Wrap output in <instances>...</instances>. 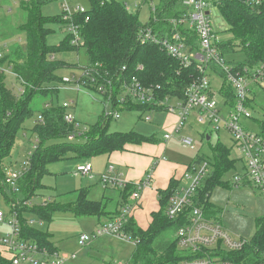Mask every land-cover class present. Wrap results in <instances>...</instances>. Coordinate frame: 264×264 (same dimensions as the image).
<instances>
[{"label":"trees","instance_id":"trees-1","mask_svg":"<svg viewBox=\"0 0 264 264\" xmlns=\"http://www.w3.org/2000/svg\"><path fill=\"white\" fill-rule=\"evenodd\" d=\"M180 1L158 0L153 10L149 8V19L143 24L139 22L137 14L130 12L125 4L117 0H105L103 3L99 0H88L89 8L86 14L89 20L84 22L78 19L79 33L89 63L97 64L100 80H115L121 68L125 67L124 76H135L145 85L157 84L162 95L183 98L186 87L195 75L194 68H180L157 46L140 45L137 41L138 29L145 25L151 27L159 35L171 32L170 20L182 13L179 7ZM48 2L49 0L21 2L26 14V20L21 25V30L25 33V46L13 44L0 60V67L8 65L11 72L16 75L22 89L19 96H14L6 88L3 72L0 71L1 178H4L3 169L1 171L4 159L12 149L18 132L24 128L26 120L33 115L34 98L41 96L49 98L51 102L48 108L41 107L38 112L42 123L34 124L32 133L38 141V146L29 158V174L24 179L23 187L20 188L26 198L33 195L40 185V179L46 173L47 165L65 159L68 154H73L80 159H88L96 155L123 151L124 147L129 144L152 141L151 138L143 137L133 131L109 132L110 120L104 117L95 125L87 128L80 142L65 141L69 131L68 125L63 121L65 110L61 105L54 106L51 96L58 91L54 85L61 81L57 72L65 66V63L57 57L70 51H78V49L69 45L68 37L63 38L57 46H50L46 43V37L51 32L48 25L62 23L60 16H43L41 8ZM215 8L227 25V31L230 34L228 40H219L217 43L220 55L225 58L230 54L241 53L244 60L232 64L234 69H254L258 64L264 63V13L253 8L246 0H222ZM182 33L186 37L185 41L192 48H196V35L191 31L182 30ZM213 71L222 76L220 70L215 68ZM262 84L264 90V78ZM220 94L227 104H232L233 92L225 81L221 84ZM251 103L252 100L247 103L249 108ZM114 107L120 111L136 110L142 113L155 109L149 105L132 103H126L123 107L115 104ZM258 130L257 133L264 138V125L259 126ZM202 159L209 162L211 172L198 189L194 205L201 208L207 218H211L212 215L207 214L206 196L213 187L225 185L220 179L234 167V161L229 158V151L222 145L216 147L213 158L196 157L195 161ZM132 190V186H126L120 192L123 205L128 203L127 197ZM175 190H177L176 187L171 183L169 188L159 192V210L151 214V223L146 230L137 227L130 218L124 224L123 231L137 240L134 251L126 264H180L184 258L196 256H183L177 249L175 239L178 227L187 223L188 210L174 220L168 219L165 213L169 198ZM109 206L104 201H88L86 190H80L71 210L78 215L110 217L115 214L116 216L118 213L110 210ZM56 209L49 207L38 214L44 219H49L51 212ZM16 211L20 222L21 237L34 241L48 250H54L47 234L25 225L23 212H28L26 208L21 206ZM263 251L264 217H260L255 220V233L249 243L242 250L222 253L221 257L235 264L241 262L255 264ZM0 264L10 263L0 254Z\"/></svg>","mask_w":264,"mask_h":264},{"label":"built area","instance_id":"built-area-1","mask_svg":"<svg viewBox=\"0 0 264 264\" xmlns=\"http://www.w3.org/2000/svg\"><path fill=\"white\" fill-rule=\"evenodd\" d=\"M20 1L28 2V0ZM99 1L103 3L105 0ZM221 1L186 0L183 3L184 8H181L182 13L169 22L172 31L165 32L163 35H159L146 25L138 29L137 41L140 45L157 46L180 68H194L195 75L186 87L183 98L162 95L157 84L145 85L135 76H124L125 67L121 68L119 76L115 80L102 81L99 77L97 64H89L88 67L83 68L78 79L73 75L69 78H62V86L58 90H62L63 86L75 84L78 91L85 87L91 93L98 94L110 106V111L103 115L107 119H119L120 110L114 105L123 107L126 103L149 105L168 113H176L177 122L172 130L174 133L181 130L187 117L194 112H197V120L200 123L208 121L213 125V130L216 132L220 129L218 123L222 122L224 129L230 133L236 148L243 155V173L235 174L229 182L230 186L238 188L241 184L251 185L259 191L264 202V138L258 133L248 130L240 122L242 118L245 120L251 118L247 103L251 100L252 85L258 82L263 85L264 63L258 64L254 69H234L220 55L217 47L219 38L211 27L209 11ZM246 1L256 10L264 13V0ZM61 6L60 20L67 33L69 45L76 49L83 48L78 19L87 22L89 20L86 14L88 9L80 5H70L67 0H61ZM154 6L153 3H150L149 8L153 10ZM182 30L191 31L196 35V48H192L185 41L186 37ZM8 49L6 44L0 43V60ZM138 68L141 69V67ZM215 68L221 71L223 81L230 86L233 92V102L231 105L228 104V112L225 116L219 114V100L209 91V73L214 72L213 69ZM9 70L11 72V68ZM0 71H4L3 67H0ZM60 105L65 110L63 121L69 127L65 141L80 142L87 128L81 126L72 115L66 113L73 107L74 103L65 101ZM49 106V104H45L44 107L48 108ZM155 109L150 112L155 111ZM145 120L150 121V117H145ZM37 122L42 123L40 116ZM77 139L81 140L77 141ZM164 139H170V132L164 136ZM181 143L184 147L193 149L190 139L183 138ZM37 146L38 141L34 137L30 143L28 159L20 170L16 171L9 167L3 168V184L6 188L13 192L16 191L19 180L29 166V158ZM186 169L184 174L186 185L172 193L165 212L168 219L174 220L188 210L187 223L178 227L175 232V239L177 249L183 256H196L184 258L180 264H235L232 261L224 260L221 254L238 252L249 242L242 238H233L222 227L219 217L207 218L202 209L194 205L198 189L210 175L209 162L206 159L195 161ZM111 172L112 168L109 167L108 173L100 176L101 184L104 187H125V182L117 176L110 175ZM74 174L88 176L91 174V166L89 164L79 165ZM150 182L151 174L147 173L144 180L138 183L130 194V202L123 205L114 218L96 227L91 237L95 239L102 236H114L136 246L137 240L125 233L123 227L132 213V204L139 199L140 190L149 186ZM11 207L12 211L8 219H4L0 212V224L4 223L9 227V232L0 239V248L8 256L6 259L0 252L2 258L10 264H62L68 259V256L60 255L55 250H48L34 241L23 239L16 206L12 204ZM32 224V220L25 221L26 226ZM90 239L89 236L81 234L78 243L80 246H84ZM240 264L245 263L241 262ZM255 264H264V251L261 252L260 258Z\"/></svg>","mask_w":264,"mask_h":264},{"label":"rangeland","instance_id":"rangeland-1","mask_svg":"<svg viewBox=\"0 0 264 264\" xmlns=\"http://www.w3.org/2000/svg\"><path fill=\"white\" fill-rule=\"evenodd\" d=\"M125 4L130 12L138 15L140 23H145L149 18V5H157L158 0H117ZM186 0L180 1V8H184L183 3ZM70 5H80L85 9L89 8L88 0H67ZM20 0H0V43L6 44L8 47L13 44L25 46V33L21 30V25L26 20V14L22 8ZM61 0H49L48 3L43 5L41 12L45 17H55L61 14ZM211 27L218 35L219 40H228L230 34L227 31L228 27L223 22L219 12L215 7L210 9ZM48 29L51 32L46 37V43L50 46H57L63 38L67 37L62 23L50 24ZM57 58L65 63L57 75L60 79L69 78L72 75L77 79L81 76L83 68L89 66L88 56L83 48L78 51H70L65 54L59 55ZM225 61L228 65L242 62L244 56L241 53H234L225 56ZM4 83L6 88L14 96H19L20 83L16 75L10 72L8 65L3 66ZM223 78L221 75L209 73V91L214 95L219 94ZM55 88L62 86L61 81H58ZM75 84L63 86L62 90L56 91L51 96L52 104L54 106L60 105L65 101H72L73 107L67 110V114L72 115L74 120L81 126L88 128L95 125L110 111V106L98 94L90 92L87 88L82 87L78 91ZM49 97V96H48ZM250 98L252 100L249 113L251 118L248 120L241 119V124L248 125L251 131L258 132L259 126L264 125V90L260 82L254 83L251 87ZM220 102L219 114L225 113V106L222 101ZM45 104H51L49 98L36 96L32 103L33 115L29 120L24 123V128L20 130L14 140L12 149L8 156L4 159L1 166L3 168L9 167L14 170H20L28 159L30 150V143L35 135L32 133L34 124L40 116L38 114L41 107ZM151 116V113H142L136 110L119 112V119H109L108 131L116 133H128L134 127L141 130L156 133L158 138L164 133L159 129L158 123L151 116L150 121H146L145 117ZM190 114L181 130L173 135V139L169 144L170 153L165 158L173 156L181 158L185 162H193L196 157L213 158L214 150L218 145H222L229 151V158L234 161V169L232 168L224 177L223 180H230L235 174H242L240 159H243L242 153L236 148L234 141L228 131L223 127V123L219 122V130H213V125L205 121L199 123L193 119ZM35 124V125H36ZM244 126V127H245ZM134 131V130H133ZM149 133V132H148ZM186 138L191 140L193 149L184 147L181 139ZM62 140V139H61ZM81 139H77L80 141ZM100 155L90 157L88 159H80L73 154H68L65 159L57 162L50 163L46 167V173L40 179V185L36 188L33 195L26 198L24 192L20 189L23 187L24 179L27 178L29 166L22 175L18 182V188L15 192L3 186V178L0 177V212L4 219L10 218L12 211L11 205L14 204L17 208L25 207L28 212H23L24 221L32 220L31 227L40 233L47 234L54 243V250L60 255H67L68 259L62 264H102L99 261L100 255H97L96 244L101 240V237L93 239L91 237L96 227L97 218L90 215L75 214L71 207L75 204L80 190H85L89 187L90 178L74 174L75 169L79 165L89 164L91 166V158H97ZM81 163V164H79ZM79 164V165H77ZM96 181V179H95ZM99 183L92 185L97 186L91 192V197L98 199L97 191L100 190ZM232 189H234L232 187ZM237 192L232 193L230 200L226 199L225 193H229L226 188H215L211 196V201L223 210L226 215V220H232L230 224L233 229V234L228 230L229 235L233 238H245L248 242L253 238L255 233V220L264 216V202L260 196L259 191L251 185H240L235 188ZM217 190H222L223 195L218 196ZM218 191V192H219ZM216 192V193H215ZM96 194V196L94 195ZM99 195V191H98ZM89 199V198H88ZM227 202V203H225ZM115 205L114 202L110 203V208ZM57 208L52 211L49 219H44L38 213H41L47 208ZM65 208V209H63ZM42 210V211H41ZM220 217V215H219ZM225 223V221H224ZM223 223V224H224ZM9 232L7 224H0V238ZM85 234L91 239L85 246H80L78 243L79 236ZM240 236V237H239ZM127 253H133L134 246L131 242L120 241ZM95 243V244H94ZM93 244V245H92ZM99 244V243H98ZM3 256L8 259V256L2 252ZM122 249L117 247L116 254H120ZM125 252V253H126ZM113 260L110 264H118L117 261L123 262V258L112 256ZM101 259V258H100ZM125 261V260H124ZM122 264V263H120Z\"/></svg>","mask_w":264,"mask_h":264},{"label":"crops","instance_id":"crops-1","mask_svg":"<svg viewBox=\"0 0 264 264\" xmlns=\"http://www.w3.org/2000/svg\"><path fill=\"white\" fill-rule=\"evenodd\" d=\"M212 73L216 74L214 72ZM215 96L218 98V100H221L223 105L225 106L224 108L225 113L222 115V116H225L228 112V108H227L228 104L225 102L220 92L219 94ZM219 108H220V102H219ZM150 113H151V116L153 115V117L157 121L161 132L162 131L164 132L162 136H160V139L158 138L156 133H150V132H153V131H150L151 129H149V131H146V130L139 129L138 127H134V125H130L132 127H126V128H133L132 129V131L134 130L133 132L143 137L151 138L152 141L143 142L140 144H129L124 147L123 151H114L110 154L100 155V157H97V158H91V161H90L91 174L88 176H84L92 180L90 182L89 187H86L85 189L87 200L91 202L104 201L109 205L110 203L114 202L115 205L110 210L115 211V213L117 214L120 208L122 207V205L124 204L120 192L126 186H132L134 190L137 184L144 180L146 174L150 173L151 182L149 186L140 190L139 199L132 204L133 208H132V213L130 215V219L134 222V224L137 227H139L142 230H146L149 224L151 223V214L156 213L159 210V192L165 191L167 188H169L171 183L174 184L176 189L184 187L186 185V181L184 179V174L187 170L186 168L191 163L195 162L194 160L193 162L190 161L187 163L181 158H177L175 156H173L172 159L165 158V156H167V154L170 153L169 144L171 143V140L173 139V135L176 134L172 132V130L177 122V115L176 113H168L161 109L155 110ZM192 115H193L192 116L193 119L195 118V120L199 122L197 120V112L192 113ZM151 116H150V120L152 118ZM245 128L250 130L249 129L250 127L248 125H246ZM168 132H170V139L165 140L164 136ZM112 133H115V132H112ZM239 161L241 162V169L243 171V160L240 159ZM109 167L112 168V172L110 175L117 176L121 181L125 182V187L112 188V187H104L101 184L100 176L108 173ZM228 172H226L220 179L221 182H223V184L225 183V185H219V186L213 187L211 191L207 194L206 201L208 203L207 214L210 216L212 215V217L211 218L209 217V218L212 219L215 217H219L220 215L219 217L220 224L227 232H229L228 230H230L232 233L233 229H231L230 224H232L233 221L226 220V215L222 213L223 210L220 209V206H218L217 204L211 201V196L213 194L212 192L215 188H218V187L226 188L227 191H230L228 194L225 193L226 194L225 196H228L226 199H229V200H230V197L232 196L231 194L234 192H237V191H234L236 190L235 188L232 189L228 180H223V177ZM97 182L99 183L98 186L100 190H96L98 199H95L94 197H91V192L93 191L94 188L97 187V186H92V185L97 184ZM244 185H247V184H244ZM98 191H99V195H98ZM218 191L219 190L216 191L217 195L222 196L224 191L222 190H220L219 192ZM130 194L127 197L128 203L130 202ZM94 195L96 196V194ZM113 216L115 217V214L111 215L110 217L109 216H100V217L95 216L97 218V222L95 223L96 227L109 221ZM27 227L32 228L31 226H27ZM242 239H245V238H242ZM51 240L52 239L50 238V241ZM119 240L125 241V240H121L114 236H102L100 241L95 242L97 243L95 250L97 252V255L101 256L99 257V261L102 264H110V262H112L113 260L112 256H117L118 258L124 257L122 259L123 262L121 261L116 262L118 264L120 263L126 264V262L130 259L132 253H127L122 243L119 242ZM53 244L54 243L52 242V246ZM117 247H120L122 249V252L120 254L115 253L117 250Z\"/></svg>","mask_w":264,"mask_h":264}]
</instances>
